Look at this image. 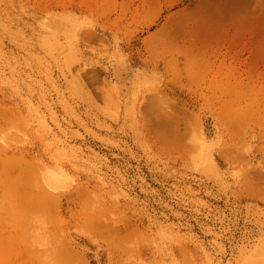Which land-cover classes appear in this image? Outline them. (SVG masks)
I'll return each instance as SVG.
<instances>
[{
  "label": "rangeland",
  "instance_id": "374dc122",
  "mask_svg": "<svg viewBox=\"0 0 264 264\" xmlns=\"http://www.w3.org/2000/svg\"><path fill=\"white\" fill-rule=\"evenodd\" d=\"M0 264H264V0H0Z\"/></svg>",
  "mask_w": 264,
  "mask_h": 264
}]
</instances>
